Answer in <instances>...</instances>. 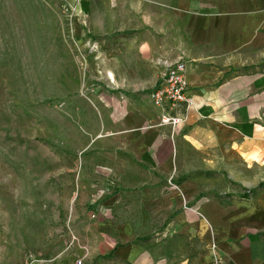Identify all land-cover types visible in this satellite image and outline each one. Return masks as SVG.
<instances>
[{
  "label": "crops",
  "instance_id": "0c3cea01",
  "mask_svg": "<svg viewBox=\"0 0 264 264\" xmlns=\"http://www.w3.org/2000/svg\"><path fill=\"white\" fill-rule=\"evenodd\" d=\"M170 9L178 18L164 36L119 46L117 76L105 68L117 92L92 95L101 124L88 134L79 169L97 190L78 198L60 229L74 246L69 256L83 264L99 256L101 264H168L158 246L170 233L209 227L221 240L230 206L218 197H240L239 189L264 180V0H191ZM177 57L192 105L177 107L182 123L158 125L148 99L161 68L154 60ZM236 250L214 243L197 252L198 263L221 264L216 254L229 261Z\"/></svg>",
  "mask_w": 264,
  "mask_h": 264
},
{
  "label": "rangeland",
  "instance_id": "374dc122",
  "mask_svg": "<svg viewBox=\"0 0 264 264\" xmlns=\"http://www.w3.org/2000/svg\"><path fill=\"white\" fill-rule=\"evenodd\" d=\"M187 1L0 0V264L74 260L60 229L78 198L97 190L79 169L88 134L101 124L95 107L101 102L92 95L117 92L105 68L117 76L124 40L164 36L178 18L170 6ZM238 191L240 197H218L230 206L223 239L209 227L203 234L170 233L158 252L170 264H199L198 251L232 244L231 260L221 254L215 260L264 264V180ZM101 262L99 256L86 264Z\"/></svg>",
  "mask_w": 264,
  "mask_h": 264
},
{
  "label": "built area",
  "instance_id": "2783aa9c",
  "mask_svg": "<svg viewBox=\"0 0 264 264\" xmlns=\"http://www.w3.org/2000/svg\"><path fill=\"white\" fill-rule=\"evenodd\" d=\"M160 68L156 83L148 92L150 103L159 109L158 125L174 127L185 120L184 113L176 111L179 105L188 108L192 98L185 92L187 80L181 57L174 60L160 59ZM72 237V235H70ZM74 264H80L79 259Z\"/></svg>",
  "mask_w": 264,
  "mask_h": 264
}]
</instances>
